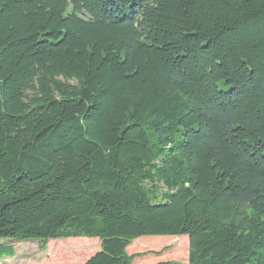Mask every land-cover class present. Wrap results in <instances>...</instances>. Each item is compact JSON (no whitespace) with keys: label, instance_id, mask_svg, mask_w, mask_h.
Returning <instances> with one entry per match:
<instances>
[{"label":"trees","instance_id":"obj_1","mask_svg":"<svg viewBox=\"0 0 264 264\" xmlns=\"http://www.w3.org/2000/svg\"><path fill=\"white\" fill-rule=\"evenodd\" d=\"M181 235L264 264V0H0V239Z\"/></svg>","mask_w":264,"mask_h":264},{"label":"rangeland","instance_id":"obj_2","mask_svg":"<svg viewBox=\"0 0 264 264\" xmlns=\"http://www.w3.org/2000/svg\"><path fill=\"white\" fill-rule=\"evenodd\" d=\"M8 241V242H6ZM0 239L13 252L0 258V264H84L101 246L98 238L78 237L9 241ZM136 255L133 264H188L189 237L145 236L134 240L127 249Z\"/></svg>","mask_w":264,"mask_h":264}]
</instances>
